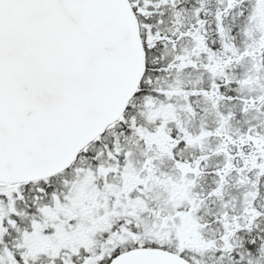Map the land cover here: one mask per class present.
Returning <instances> with one entry per match:
<instances>
[{
    "label": "snow or ice",
    "instance_id": "obj_1",
    "mask_svg": "<svg viewBox=\"0 0 264 264\" xmlns=\"http://www.w3.org/2000/svg\"><path fill=\"white\" fill-rule=\"evenodd\" d=\"M0 264H264V0H0Z\"/></svg>",
    "mask_w": 264,
    "mask_h": 264
}]
</instances>
